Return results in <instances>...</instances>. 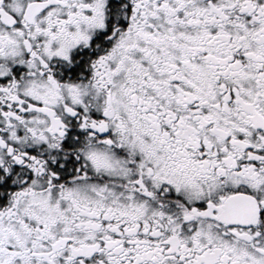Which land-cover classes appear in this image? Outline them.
Here are the masks:
<instances>
[{
    "label": "flooded vegetation",
    "instance_id": "flooded-vegetation-1",
    "mask_svg": "<svg viewBox=\"0 0 264 264\" xmlns=\"http://www.w3.org/2000/svg\"><path fill=\"white\" fill-rule=\"evenodd\" d=\"M0 264H264V0H0Z\"/></svg>",
    "mask_w": 264,
    "mask_h": 264
}]
</instances>
